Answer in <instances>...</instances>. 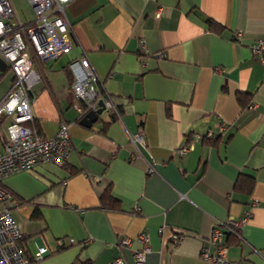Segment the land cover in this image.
I'll return each instance as SVG.
<instances>
[{
  "label": "crops",
  "instance_id": "1",
  "mask_svg": "<svg viewBox=\"0 0 264 264\" xmlns=\"http://www.w3.org/2000/svg\"><path fill=\"white\" fill-rule=\"evenodd\" d=\"M65 14L69 51L35 61L42 78L31 113L47 136L69 123L67 165L45 162L1 182L23 251L47 247L34 264H137V237L147 233L144 264H209L200 252L213 225L249 211L228 264H264V64L250 49L264 37V0H71ZM32 15L14 9L13 21ZM83 54L120 113L104 110L89 126L64 69ZM238 92L251 96L244 107ZM139 130L136 154L129 135ZM208 131L213 142L196 138ZM240 174L253 178L249 192L235 189ZM106 189L116 209L101 206ZM176 231L186 235L172 246ZM123 236L130 244L119 249Z\"/></svg>",
  "mask_w": 264,
  "mask_h": 264
},
{
  "label": "built area",
  "instance_id": "2",
  "mask_svg": "<svg viewBox=\"0 0 264 264\" xmlns=\"http://www.w3.org/2000/svg\"><path fill=\"white\" fill-rule=\"evenodd\" d=\"M26 1L32 17L26 21H13L12 1L0 0V58L5 63L4 69H0V78L6 71L11 74V81L0 97V264H29L18 244L22 233L12 215L15 202L10 192L3 187L2 179L13 172L33 169L45 162L63 165L73 147L69 123L61 120L56 132L47 136L38 130L31 113V89L42 78L35 61L56 58L69 51L70 42L66 33L72 25L66 17L65 7L71 0ZM155 14L159 16L160 9ZM234 36L239 38L241 31H235ZM250 49L264 64V37L256 39ZM156 55L162 56L160 52ZM68 68L73 77L71 90L77 100L74 107L79 113L96 110L101 101L105 111L120 115L113 97L106 91H100L103 89L99 84L100 79L86 54L70 60ZM214 72L222 74V69L217 66ZM223 128V125L219 126L220 130ZM205 136L214 137L211 131L205 133ZM196 138H202V135L196 134ZM129 139L138 154V143L143 142L142 130L129 135ZM190 148L189 144H184L179 152L185 153ZM154 171L153 164L148 162L146 172L151 174ZM248 215L249 211L244 216L230 217L214 224L208 236V245L201 249V257L209 264H228V247L223 244L224 234L232 231L241 237V226ZM162 230L163 227H159L158 231ZM185 235V231L171 233V245L180 243ZM137 238L143 246L133 253V260L137 264H144L151 249L149 236L141 233ZM129 244L128 236L117 240L119 249ZM47 251L45 245L39 246L33 258L39 260ZM108 264L127 262L124 257L117 256Z\"/></svg>",
  "mask_w": 264,
  "mask_h": 264
},
{
  "label": "trees",
  "instance_id": "3",
  "mask_svg": "<svg viewBox=\"0 0 264 264\" xmlns=\"http://www.w3.org/2000/svg\"><path fill=\"white\" fill-rule=\"evenodd\" d=\"M207 22H208L209 26H212V24H214V22H212L211 19H208ZM64 69H65V71L67 73V76H68V79H69V82H70V85H71L73 77H72V74H71V72H70V70L68 68V65ZM99 84L101 85V87H103V89L100 88L101 89L100 91L105 93L106 90H105V88L103 86V83L100 81ZM236 100L239 102L241 107H244V106H246L248 104V102L251 101V96H249L247 94H242L241 92H238L237 95H236ZM81 106H83V105L81 104ZM85 112H87V111H85ZM85 112H83L82 114H84ZM80 115H81V113H80ZM34 124L37 126L36 121H34ZM37 128L39 130V127H37ZM214 138L215 137L207 138L205 136V134L202 135V139L204 141H207V142H213L215 140ZM211 140H213V141H211ZM66 165H67V162L65 164L61 165V166L62 167H66ZM253 183H254V180H253L252 177H250L248 175H245V174H240L238 176V178L236 179L234 187H235V189H239V190L244 191V192H249L251 190L252 186H253ZM11 196H12V194H11ZM100 201H101V206L103 208H105V209H116V207H117V204H116L117 200L111 195V193L109 192L108 189H106L105 193H103L101 195ZM176 232H184V231H176ZM20 239H21V237L18 240V244H19L23 254L27 257V259L29 261V264H34L36 259H34L33 256L31 257L30 255H27L23 251V248L21 247ZM241 240H242L241 237L236 235L234 232L226 231L225 234H224V243L223 244L226 245L227 247H229L230 245H237V244L239 245L241 243ZM59 247L60 248H64V245L61 244ZM81 264H89V262H83Z\"/></svg>",
  "mask_w": 264,
  "mask_h": 264
},
{
  "label": "rangeland",
  "instance_id": "4",
  "mask_svg": "<svg viewBox=\"0 0 264 264\" xmlns=\"http://www.w3.org/2000/svg\"><path fill=\"white\" fill-rule=\"evenodd\" d=\"M14 9H17L20 13L27 14V12H30V8L28 4L24 0H19L18 2L14 0H11ZM10 73L4 72L0 78V90L4 88V86H8L9 79H10Z\"/></svg>",
  "mask_w": 264,
  "mask_h": 264
},
{
  "label": "water",
  "instance_id": "5",
  "mask_svg": "<svg viewBox=\"0 0 264 264\" xmlns=\"http://www.w3.org/2000/svg\"><path fill=\"white\" fill-rule=\"evenodd\" d=\"M5 66L4 61L0 58V69L3 70ZM104 110V106L101 101H99V107L96 110H89L87 111L82 118L80 119V122L84 125L89 126L91 123L95 122L98 115L102 113Z\"/></svg>",
  "mask_w": 264,
  "mask_h": 264
}]
</instances>
